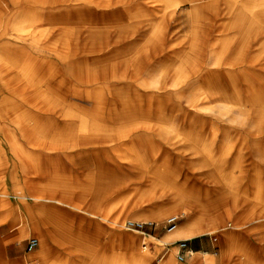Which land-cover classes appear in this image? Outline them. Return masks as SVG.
<instances>
[{
  "label": "bare ground",
  "instance_id": "1",
  "mask_svg": "<svg viewBox=\"0 0 264 264\" xmlns=\"http://www.w3.org/2000/svg\"><path fill=\"white\" fill-rule=\"evenodd\" d=\"M12 1L26 5L23 15L32 14L33 11L27 7L31 0ZM55 1L70 5L72 0ZM111 1L119 3L123 0ZM107 2L105 5L108 8L101 10L103 15L113 12L110 10L112 5ZM165 2L169 17H173L177 8L185 4L190 5V13L193 15L199 13L204 5L211 6L210 9L218 18L216 26L219 33L214 39H200L196 49L192 44L189 48L175 49L174 43L170 42L171 37H165L163 30L157 36H149L144 28L139 32L132 28V34H121L122 28H109L100 21H72L74 17L71 9L65 10L62 15L56 16V21L41 29V34L44 32L46 37L39 35L37 26L32 29L26 25H16L13 29L9 25L0 28V84L10 81L6 79L7 70L12 72L15 69L17 80L10 81L9 89H0V99L10 100L9 103L3 102L4 110L14 117L16 130L34 151L51 154L58 150L61 157L64 149L84 145L88 147L85 151L94 155L95 169H101L107 164L108 156L103 148L104 143L109 140L116 141L117 135L130 136L134 131H139L143 135L148 134L150 140H158L156 145L160 146L157 149L159 152L165 150V146L176 150L178 156L184 160L183 166L189 169L192 167V159L199 158L202 163L191 172L200 180L210 179L219 183L216 179L220 174L217 173L219 161L216 159L226 158V147L234 144L231 136L235 131L236 134L233 135L237 137L240 134L239 140L242 143L246 140L245 135L252 139L253 145L257 147L258 157L264 161V24L250 17V13L264 17V0ZM92 11L89 9L88 16L94 15ZM38 21L39 19H34L35 25ZM199 21H196L194 29L200 28L202 31L204 26ZM96 24L104 26L97 28ZM24 30H29L30 35L22 34ZM235 35L239 37L235 38ZM110 44L119 46L115 54L110 55ZM104 53L110 56H104ZM157 55L162 57L160 63L163 62V65H175L174 74L166 86H162L164 97L174 102V110L171 117L162 110L157 111L158 122L145 125V121L142 123L137 120L139 111L135 100L138 92L136 86L145 87L148 84L149 81L146 82L142 77V64ZM20 57L26 62V68L21 73L16 67ZM209 66L214 67V71L210 72ZM192 69L200 72L194 80L187 72ZM25 73H43L47 87L46 84L41 88L32 83L26 87L29 78L25 77ZM210 73L214 75L212 78L218 77L216 82L209 80ZM52 76L59 77V82L50 81ZM149 85L153 86L151 83ZM125 89L132 92L133 96L128 102ZM83 100L92 104L91 108H84L80 104ZM31 122L32 126L29 125ZM18 125L23 127L18 128ZM25 127H28L27 132ZM7 132L15 136L14 131L8 127ZM209 134L211 136H207ZM13 145L18 143L14 141ZM215 145L221 149L218 156L211 151ZM40 154L34 152V156ZM55 172H51V175ZM55 175L58 176L57 173ZM186 176H191L189 171H186ZM68 178L73 179L71 173ZM260 193L256 188V196ZM179 194L165 187L159 190L157 198H149L147 202L150 209H165L159 215V218H163L165 212L181 211L180 204L184 202V198ZM186 194L187 192L185 195L183 192L187 197ZM23 197L25 198L24 195ZM50 199L69 204L72 198L70 194L62 198L52 196ZM154 199H159L160 203ZM34 218L40 219L42 227L47 225V220L42 219L40 209L35 210L32 219ZM138 218L142 220L139 216H133L134 220ZM178 223L168 230L169 239L192 237L213 230L211 223L204 224L198 219H188L174 231ZM35 227H38L36 221ZM50 236L55 238L52 233Z\"/></svg>",
  "mask_w": 264,
  "mask_h": 264
},
{
  "label": "rangeland",
  "instance_id": "2",
  "mask_svg": "<svg viewBox=\"0 0 264 264\" xmlns=\"http://www.w3.org/2000/svg\"><path fill=\"white\" fill-rule=\"evenodd\" d=\"M107 1L72 0L70 5H66L63 4L64 2L55 0H31L27 7L33 11L32 14L23 15L22 11L26 8L23 3L12 0H0V28L2 29L9 25L13 29L16 25H26L27 28L32 29L37 26L39 27L38 33L40 35L42 33L41 29L56 21V16L62 15L65 10L68 11L69 9H71V15L74 17L72 21L80 19L100 21L102 24L109 26V28H122L121 34H132L133 29L136 28L139 32L140 29L144 28L149 36H157L161 34V30L156 28V22H159L160 26L167 29L172 26L169 23L168 5L165 0H123L119 3H113L111 0ZM106 2L112 5L110 10H113V12H110L109 15L101 13L103 8H108L105 5ZM73 3L74 5H72ZM180 8L181 10L176 13ZM89 9L93 10L92 13L94 15L88 16ZM188 9L190 11L191 8L186 4L180 6L175 11L176 16L181 15L182 10L186 12ZM199 15L200 11L194 14L195 18ZM200 17L203 23L208 21L205 10L201 12ZM34 19H39L38 23H36L37 25H35ZM197 20L199 21L198 18ZM21 21H24V23L22 24ZM195 24L192 25V37L190 39L169 36L172 39V41H169L174 43L175 49L189 48L191 44L194 49L199 46L201 30L200 28L194 29ZM104 25L96 24L95 26L98 28ZM30 33L29 30L22 32L26 36H29ZM45 33L47 32L45 31ZM180 33L184 34V36L191 34L190 30H184L183 28ZM41 35L46 37L44 32ZM234 37L238 38L239 35ZM118 47V45L110 44L109 48L113 49L110 50L108 48L110 55L112 53L115 54L117 52L115 50ZM106 55L104 53V56ZM153 58V60L151 59L142 64V77L146 82L149 81L148 84L145 87L136 86L138 92L135 100L137 101L136 105L140 114H138L139 118L137 120L142 123L145 121L143 123L145 125L158 122L157 111L162 110L163 113L171 117L174 110V102L164 97L162 86H166L167 81L174 74L175 65H163V62L160 63L162 59L160 55ZM25 63L21 57L18 59L16 67L20 73L25 70ZM209 70L210 72L214 71V67L209 66ZM187 72L193 80L200 73L199 71H194V69ZM11 73H14V75L11 76ZM15 73V69L12 72L7 70L5 72L6 79L16 82ZM25 74V77L29 78L27 80L29 83H27L26 87L30 83L37 84L41 88L45 87L46 84L47 87V80L43 78V73ZM210 75L208 76L210 81L216 82L218 80V77L212 78L214 77L212 73ZM10 81L0 84V89L2 91L9 89ZM50 81L58 83L59 77L52 76ZM149 83L153 84V86H150ZM125 90L126 101L128 102L133 99V96L132 92H128V89ZM23 93L21 92V95ZM4 101L9 103L10 100L0 99V145H2L0 152L1 242L3 244L2 247L5 249L4 244L6 242L14 245L15 241H21L19 248L20 251L22 250L20 259L14 260L16 262H11L10 264H139L137 260L141 262L140 264H156L171 246H177L182 241H190V238L196 237L181 236L169 239L167 221L171 216H178L177 223H179L174 231L179 229V225H183L188 219H198L199 222L201 221L204 224L211 223L213 230L197 236L203 235L202 237L214 240L216 246L220 245L222 238L227 235L229 227L241 228L242 225L246 224L264 223V161L258 157L257 147L253 145L252 139L247 135H243L246 140L242 143L239 140L240 134H237L236 137L233 135L236 132L233 131L231 137L234 144L227 145L226 151L228 154L226 158L220 160V157H217L216 160L219 161L217 162L219 165L217 173L220 174L217 175L218 178L216 179L220 181L219 183L210 179L200 180L191 172L192 169L199 167L202 163L199 158L195 157L192 159V167L189 169L185 165L183 166L184 160L178 156L176 150H173L170 146H165L164 148L166 149L159 152L157 149L160 146L158 145L159 147H157L156 145L158 140H150L148 134L143 135L139 131H134L130 136L125 134L117 135L116 141L109 140L104 143L103 148L106 149L108 156L107 164L101 169H95L96 162H90L85 159L78 161L80 155L87 153L85 150L88 147L84 145H80L78 148L70 146L64 149L65 151L62 149V153L60 152L62 154L61 157H59L58 150L51 152V154L50 152L49 154L46 153L48 155H44V159L48 162L46 167L39 161L29 162L26 158H18L17 164H14V155L7 149L9 146L8 142L13 144L15 141V143L22 145L23 149H25L24 152H30V154L33 147L16 130L14 117L4 110ZM80 104L86 108L90 106V103H86L84 100L83 102L80 101ZM2 105L3 107L1 108ZM29 125L32 126L33 122ZM4 126L13 130L15 136H8ZM17 127L23 126L18 125ZM24 129L26 132L28 131V127ZM198 148L196 147V149ZM220 150L218 145L211 148L215 156L220 154ZM38 153H40V150ZM68 155L71 157L68 158ZM39 159H41V156H39ZM76 162H78L77 168L73 165ZM54 171L59 176L64 175L67 178L71 173L73 179H65L64 181L67 182H64L61 178H55L51 175V172L53 173ZM78 171L86 173L82 177V174L78 173ZM186 171H189L191 176H186ZM13 172V178L19 181L23 187L29 188L30 192H34L33 194L46 196L43 201L48 204V208H53L47 216L41 210L42 219L47 220V225L52 227L57 222H61L59 224L66 223L62 216L55 213L57 209L54 206L50 207V205H58L66 209L79 206L82 211L88 213L91 217L98 216L92 217L93 219L90 218L87 221L89 225L84 229L87 236L92 238L94 242H88L90 246L77 239H74L77 240L76 242H69L73 241V239L66 241L60 230L54 229L53 233L47 231V234L51 238L50 233H52L55 238H51L47 247L42 248V224L39 218L32 219L30 211L26 207V204L33 203V200L29 196L24 200H17L18 198L15 197L16 193L13 192L15 191V183L11 178ZM258 177L259 179H256L258 180L256 181L255 178ZM165 187L175 193H180L179 195L183 196L184 202L180 204V212H165L164 217L159 218V215L166 210L150 209L147 200L152 197L157 198L156 195L159 194V190ZM256 188L261 191L260 197L255 194ZM182 191L184 195L187 192V197L183 195ZM53 192H56V196L60 198L71 194L72 199L69 204L58 203V201L49 199L52 197ZM166 198L164 199L166 200L165 202H167ZM154 200L160 203L159 199ZM30 206L33 208L32 205ZM202 206H204L203 209H199ZM90 208L93 209L91 210ZM82 211H79V213L86 215ZM66 213H69V211ZM133 216H139L142 220L139 218V220H134ZM64 217L67 221L66 224L74 223L73 214H65ZM78 217L76 215V218ZM130 220L135 223H142L143 226L131 228L128 225ZM35 221L39 229L35 227ZM115 222L122 224L119 225ZM19 223L22 225L11 231ZM73 226L74 224L71 227L73 228ZM256 230L257 228H255L253 234H257ZM33 238L37 239V241L35 239L37 245L35 244L33 248H30L29 243ZM155 246L156 249L153 251ZM175 249V252H177L179 247ZM135 259L137 260L135 261ZM175 261L176 264H180L177 260Z\"/></svg>",
  "mask_w": 264,
  "mask_h": 264
},
{
  "label": "crops",
  "instance_id": "3",
  "mask_svg": "<svg viewBox=\"0 0 264 264\" xmlns=\"http://www.w3.org/2000/svg\"><path fill=\"white\" fill-rule=\"evenodd\" d=\"M186 5H188L190 8L189 4H186ZM210 8H211V6L204 5L202 7V10L200 11V15H201V12H203L205 10V12L208 16V21L206 23L205 22L203 23L200 15L197 17L200 20L199 22L202 23V25L204 26L203 30L201 31V36H200L201 40L214 39L216 37V35L219 33V28L216 26V24H218V18L214 15L213 11ZM179 10H181V8L178 9L176 11V13ZM181 12H182V14L179 16H176V13H175V15H173V17H169V19H170L169 23L172 24L170 29H167L163 26H160L159 22H156V28H158V30H163L162 34H164L165 37L174 36V37H182V38H186V39L189 38L190 39L192 37V25L194 23H196L197 18H195V16L192 13H190L189 9L186 12L183 10ZM250 17H252L251 18L252 20L254 18L255 20H258L259 22L264 24V17L261 18L258 15H253L252 13H250ZM182 28L184 30H190L191 34L189 36H184V34L180 33L182 31ZM91 106H92V104H90V106L87 108H91ZM84 108H86V107L84 106ZM139 115H137V119L139 118L138 117ZM142 129H144V128H142ZM6 134L8 136L12 135L10 132H7ZM8 145L9 146L7 147V149L14 155V164H17L18 158H26V160H28L29 162H38L39 161L41 164H44L45 167L48 166V162H46V160L44 159V155L45 156L47 155L46 151H40L41 154L39 156H41V159H39L38 155L34 156L35 151L33 148L31 150L32 152L30 154V152H28V153L24 152L25 149H23L22 145H20V144L13 145V144L8 142ZM1 147H2V145H0V152H1ZM22 151L24 152V154H22L23 153ZM37 152H39V151H37ZM28 158H31L32 160L28 159ZM84 159L89 160L90 162H95L94 161V155H92L91 153H88V154L84 153L83 155H80L78 161L84 160ZM77 163L78 162H76L74 164L75 168H77L76 167ZM78 173H81L82 177H83V174H85L86 172L84 173L82 171H78ZM13 175H14V172L11 174V178L14 180V183H15V185H14L15 191H13V192L16 193L15 197L18 198L17 200L18 201L22 200V199L24 200L27 196H29L33 200V203H31V204L27 203L26 204L27 209L30 211L29 213L32 214V216H34L35 210L40 209V210H43V213H45V215L47 216V214L49 212H51L50 210H53V208H48V204H46L43 201V199L46 196H40L41 194L40 195L33 194L34 192H30L29 188H25V187L21 186L22 184L19 181H17L15 178H13L14 177ZM52 176L55 178H61L63 181L65 179H67V180L69 179L64 175H62V176L58 175L56 177V175L54 174ZM0 179H1V175H0ZM64 182H67V181H64ZM0 183H1V181H0ZM30 184H32V183H30ZM11 190H13V189H11ZM55 193L53 192L52 196H56ZM23 195L25 196V198L23 197ZM1 197L2 196L0 194V200H1ZM0 203H1V201H0ZM30 205H32L33 208H31ZM51 206H54L57 209V210L55 209L57 211L55 213H57L59 216H62L64 222H66V223H67V221L65 220L66 218L64 217L65 214L66 215H69V213L73 214L74 226H73V228L71 227L73 225L72 223L71 224H66V223L59 224L61 222H57L52 227L50 225L43 226L42 227L43 228L42 236L44 238H41L42 240L44 239L41 242V246L43 248L47 247V244L50 240V238H48L49 235L47 234V231L53 233L54 229L60 230V233L62 234V236L64 237V239L66 241L73 239V241H69V242H76L77 240H79L80 242L85 243L87 246H90L88 244L92 243L91 241L94 242V240H92V238H89L87 236L86 232H84L85 231L84 229H86V226L89 225L87 223V221L90 218L93 219L92 217H98V216H92L91 217V215L82 211V209L79 208V206L78 207H70L69 206L70 209L62 208L58 205L57 206L56 205H50V207ZM67 211H69V213H66ZM79 211H82L86 215L79 213ZM60 213H62L63 215ZM76 215H77V217L79 216L80 218L79 217L76 218ZM0 216H1V212H0ZM54 220L57 221V219H55V218H54ZM95 220L100 221L99 219H95ZM108 221H110V220H108ZM112 222H114V221L112 220ZM76 224H78V226H76ZM21 225L22 224L19 223V225L17 227L15 226L11 231L18 228ZM255 228H257V230H256L257 234H253V232L255 231ZM227 231H228L226 233L227 235L222 238V241H221L220 245H218V246H216L214 244V240H212V239H209L207 237H202L203 235H201V236L194 235L196 237L190 238L191 239L190 241H188V240L185 241L186 242V248L185 249H181L180 243L177 246L176 245L171 246V248H169L163 254V256L157 261L156 264H176L175 260L180 262V264H264V223L246 224V225H242L241 228L229 227L227 229ZM1 233H2V229L0 226V264H3V263L10 264L11 262H16L14 260H18L22 256V250L20 251V248H19V246L21 245V241H18V240L15 241L14 245L6 242L4 244V246L6 248L4 249L2 247L3 244L1 242ZM198 235H200V234H198ZM74 239H77V240H74ZM61 242H63V241H61ZM61 245H62V243H61ZM176 247H179V250L177 252H175ZM155 249H156V246L153 248V251ZM174 252H175V254H174ZM179 256H182V258L180 259ZM136 260L137 259H135V261ZM137 261L139 264L141 263L139 260H137Z\"/></svg>",
  "mask_w": 264,
  "mask_h": 264
},
{
  "label": "built area",
  "instance_id": "4",
  "mask_svg": "<svg viewBox=\"0 0 264 264\" xmlns=\"http://www.w3.org/2000/svg\"><path fill=\"white\" fill-rule=\"evenodd\" d=\"M177 220H178V216H172V217H170L168 219V221H167L168 229L174 228L176 226V224H177ZM128 225L131 228L132 227H142L143 226L142 223H138V222L137 223H135V222H129ZM215 240H216V238H215ZM35 244H36L35 239L34 238L31 239L30 240V243H29L30 248H33L35 246ZM180 247H181V249H185L186 248V242L185 241L180 242ZM179 258L181 259L182 256H179Z\"/></svg>",
  "mask_w": 264,
  "mask_h": 264
}]
</instances>
